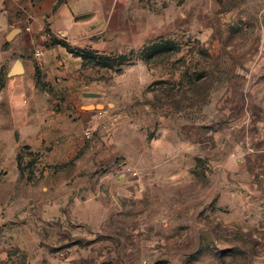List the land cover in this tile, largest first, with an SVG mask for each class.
<instances>
[{"label":"rangeland","instance_id":"rangeland-1","mask_svg":"<svg viewBox=\"0 0 264 264\" xmlns=\"http://www.w3.org/2000/svg\"><path fill=\"white\" fill-rule=\"evenodd\" d=\"M70 7L90 23L60 39L102 66L0 47V120L68 121L35 151L0 124V264H264V0ZM17 59L40 75L22 99Z\"/></svg>","mask_w":264,"mask_h":264},{"label":"crops","instance_id":"crops-1","mask_svg":"<svg viewBox=\"0 0 264 264\" xmlns=\"http://www.w3.org/2000/svg\"><path fill=\"white\" fill-rule=\"evenodd\" d=\"M98 1L101 4L102 0ZM70 3L71 0H0V47L4 43L13 42L12 45H14L15 51H21L23 45L20 42L23 39L35 41L34 57L40 65L47 69L49 65L57 62L58 58L68 59V56L73 54L69 53L65 47L53 44V41H62L61 36H70L72 30H78L79 27L90 23L89 21L77 23L74 17L76 14L71 10ZM46 42L50 43L46 44ZM38 51H41L43 55L37 56ZM0 52L5 53L4 51ZM75 58L81 59L80 57ZM24 69L23 76L13 78L8 77V71L6 76L7 82H10L8 96L12 95L15 99H22L26 93L24 91L25 86L38 88L37 80L40 75H37L36 68L35 72L34 68L29 70L24 66ZM46 80H49V78L46 77ZM41 81H44V79L41 78ZM29 93L31 94V92ZM15 105L14 100L12 102L14 107L13 117H5L7 114L5 111V115H1L0 124L10 130L23 131V137L26 141H23V144L30 145L35 151L41 146H49L52 142L55 144L54 148H57L56 145L60 147L66 142V125L68 121L64 116L62 117L61 114L48 110H21L20 107ZM9 107L11 106L9 105ZM81 114L82 119H85L92 112L83 111ZM76 116H80V114ZM48 129H54V133L49 132ZM52 137L56 138L51 140Z\"/></svg>","mask_w":264,"mask_h":264},{"label":"water","instance_id":"water-1","mask_svg":"<svg viewBox=\"0 0 264 264\" xmlns=\"http://www.w3.org/2000/svg\"><path fill=\"white\" fill-rule=\"evenodd\" d=\"M85 17H88V16H85ZM24 73H25V69H24L23 62L20 59H17L15 63L13 64L12 68L10 69L8 73V77L13 78L16 76L23 75ZM83 95L88 98H96L98 96V94H95V93H84ZM92 107H94V105L87 106V108H92ZM97 107H102V106L99 105Z\"/></svg>","mask_w":264,"mask_h":264},{"label":"trees","instance_id":"trees-1","mask_svg":"<svg viewBox=\"0 0 264 264\" xmlns=\"http://www.w3.org/2000/svg\"><path fill=\"white\" fill-rule=\"evenodd\" d=\"M53 44L61 45V46L65 47L68 50L69 53L73 54L75 57H80L83 61L96 60L97 58H99L98 65H100V66L103 65V60H102L103 58H101V57H93L92 54H90V53H85V52L79 53L78 51H74V50H72L70 45L68 43H66V42L55 40V41H53Z\"/></svg>","mask_w":264,"mask_h":264},{"label":"built area","instance_id":"built-area-1","mask_svg":"<svg viewBox=\"0 0 264 264\" xmlns=\"http://www.w3.org/2000/svg\"><path fill=\"white\" fill-rule=\"evenodd\" d=\"M42 55H43V53H42L41 51H38V52H37V56L40 57V56H42Z\"/></svg>","mask_w":264,"mask_h":264}]
</instances>
